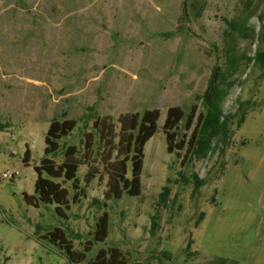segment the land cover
<instances>
[{
  "label": "rangeland",
  "instance_id": "rangeland-1",
  "mask_svg": "<svg viewBox=\"0 0 264 264\" xmlns=\"http://www.w3.org/2000/svg\"><path fill=\"white\" fill-rule=\"evenodd\" d=\"M226 20L241 31L228 38ZM231 44L250 57L264 51V0H0V262L87 264L113 248L125 264H264V67L256 60L242 62L222 103L233 116L228 138L213 140L205 158L169 153L160 130L148 141L142 192L109 202L104 242L96 234L101 210L90 206L113 183L107 175L82 179L87 196L67 219L54 204L25 200L54 116L79 118L92 107L116 118L158 108L162 124L178 105L184 132L204 116L197 96L210 80L215 87L210 75ZM164 186L170 195L159 204ZM55 227L75 249L93 244L84 260L41 237Z\"/></svg>",
  "mask_w": 264,
  "mask_h": 264
},
{
  "label": "trees",
  "instance_id": "trees-1",
  "mask_svg": "<svg viewBox=\"0 0 264 264\" xmlns=\"http://www.w3.org/2000/svg\"><path fill=\"white\" fill-rule=\"evenodd\" d=\"M226 24L229 27V30L225 31L228 38L242 29L235 21L226 20ZM235 49L233 44L225 48L222 68L217 74L213 71L210 75V78L217 81L215 87H212L210 80L204 92L197 96L205 108L204 116L193 128L192 124L185 125L184 132L181 131L180 124L185 119V111L178 105L167 109L162 124L159 121L162 115L158 108L124 112L116 118L96 114L92 107L79 118L54 116L45 136L44 155L39 165L34 167L37 174L34 194H25L26 202L35 207L54 204L56 215L67 219L70 207L77 202L81 203V198L87 196V187L81 183L82 179L89 183L96 177L103 180L102 174L107 175L109 181L113 183L108 182L106 185L108 191L104 198L102 200L94 198V203L90 206L101 210L96 224V234L97 239L104 242L107 238L109 202L120 199L124 193L139 196L142 192L141 175L145 146L156 132L160 130L165 135L169 153H175L177 156L188 153L191 162L205 158L213 149V140L228 138L229 123L233 116H226L223 113L222 103L229 91L239 82L236 75L242 62L256 60L264 67V51L250 57L237 54ZM195 108V105L191 108L188 123L193 121ZM242 120L243 117L240 122ZM5 127L0 121V131ZM75 134L80 135L79 142L67 144V140ZM27 155L28 150L24 159ZM82 166L87 168L83 177L79 174ZM194 177L198 189L203 182L197 174H194ZM169 195L170 188L164 186L158 203L164 204ZM152 219L155 228L157 226L155 216ZM37 227L41 228L40 225ZM41 237H48L58 243L73 261L84 260L86 252L91 251L93 246L89 242L83 244L81 250L75 249L73 242L57 227ZM125 259L120 250L108 248L97 252L94 260H89L87 264H125L127 260Z\"/></svg>",
  "mask_w": 264,
  "mask_h": 264
},
{
  "label": "built area",
  "instance_id": "built-area-1",
  "mask_svg": "<svg viewBox=\"0 0 264 264\" xmlns=\"http://www.w3.org/2000/svg\"><path fill=\"white\" fill-rule=\"evenodd\" d=\"M15 175H17V173L16 174H11L10 172H7L6 174H4L3 177L14 178Z\"/></svg>",
  "mask_w": 264,
  "mask_h": 264
}]
</instances>
